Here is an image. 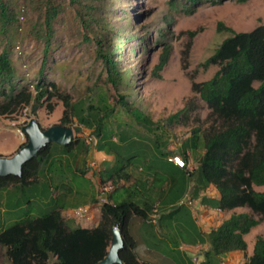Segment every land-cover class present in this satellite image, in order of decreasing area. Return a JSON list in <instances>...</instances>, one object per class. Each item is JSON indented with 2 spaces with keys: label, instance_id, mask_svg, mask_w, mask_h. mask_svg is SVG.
Returning <instances> with one entry per match:
<instances>
[{
  "label": "rangeland",
  "instance_id": "374dc122",
  "mask_svg": "<svg viewBox=\"0 0 264 264\" xmlns=\"http://www.w3.org/2000/svg\"><path fill=\"white\" fill-rule=\"evenodd\" d=\"M16 1L13 0L14 3ZM22 1L19 0V3ZM179 1L183 4L182 0ZM95 3L102 4L99 14L108 22V30L100 32L101 36L104 33L107 35L100 42L91 38L92 33L81 26L74 7L67 3H64L65 9L54 24L55 32L46 57L44 42L32 29L40 10L26 8L24 17L19 16L7 30L0 31V51L5 46L9 49L15 70L14 79L19 87L27 86L34 91L33 85L44 79L45 82H54L58 91L68 93L71 101L81 106L100 101L114 107L112 115L105 120L104 133L100 137L93 134L92 128L79 124L74 116L71 117L66 126L73 129V139L76 137L78 140L68 150L65 145L49 143L45 153L37 156L39 168L33 183L13 189L0 188V230L16 220L51 212L55 204L63 202V198L55 196V192L59 187L58 180L67 174L65 167L84 166L87 154L95 147L103 146L105 152L113 156L109 172L121 167L120 173L134 177L135 171H141L138 169L141 166L155 167L161 171L162 175L158 176L162 179L165 175L174 179L170 191L177 200L168 207L172 212L171 218L155 216L150 222H142V226L135 220L127 219L131 234L137 240L138 252L152 260L153 264H196L195 258L202 255H192L187 249L202 234L189 216L191 203H188L187 196L183 194L178 198L176 195L190 182V178L182 168L173 170L170 164L163 161L160 153L154 151V145L158 143L157 148L163 149V159L168 162H171L168 157L172 154L186 150L189 171L197 170L198 159L204 151L202 133L211 120L208 119L209 109L205 102L191 90V82L210 78L218 68L217 65L201 66L229 35L224 30H218V23L238 32L250 31L264 24V0L202 1L194 5L190 12H185L179 4L172 7L169 0H97ZM122 33L132 38L124 41L126 37L120 39ZM164 42L170 46L167 62L157 75L153 73V67L158 62ZM116 43L121 78L115 85L99 52L101 49L106 52L108 46L112 48ZM121 95L127 102L124 106L119 102ZM47 104H51L50 110ZM184 106L187 110L176 120L168 119ZM128 107L137 108L147 115L154 122L152 129L148 131L141 126L134 117V111ZM62 110L61 100L53 96L43 100L35 114L31 113L30 105H21L11 113L0 115V155L8 156L27 140L26 135L22 141L16 134L17 126L31 117H35L42 128L60 124ZM194 128L200 130L193 150L189 139ZM154 138L156 143L152 141ZM147 174L144 181L158 180L154 172ZM72 182L82 190L75 202L82 205L90 202L92 190L87 188V181L75 175ZM191 184L192 187L197 186L194 176ZM209 186L200 189L194 196L200 199L199 202H203L204 192ZM72 215L76 217V222H68L72 227L94 224L88 209L83 217L76 216L75 211ZM164 223L168 228L161 226ZM252 234L246 237L250 248ZM149 247L152 251H145ZM0 264H11L2 246Z\"/></svg>",
  "mask_w": 264,
  "mask_h": 264
},
{
  "label": "trees",
  "instance_id": "16d2710c",
  "mask_svg": "<svg viewBox=\"0 0 264 264\" xmlns=\"http://www.w3.org/2000/svg\"><path fill=\"white\" fill-rule=\"evenodd\" d=\"M94 1L97 0H23L22 3L19 0L15 3L13 0H0V31L7 30L19 16L24 17L26 8L40 10L32 29L37 38L43 40L46 57L55 32L54 24L65 9L64 3H67L74 7L81 26L92 33L91 38L100 42L107 35L104 33L101 36L100 32L108 30V22L99 14L102 4H94ZM182 1L183 4L179 0H169V4L172 7L179 4L185 12H190L194 5L202 1L216 3L221 0ZM218 24V30H224L229 35L201 63L203 67L217 65L218 68L210 78L191 82V90L205 102L209 109L208 119L211 120L209 127L202 133L204 151L198 159L197 170L187 172L183 169L190 178L188 183H191L194 176L197 186L189 191L185 185L176 195L180 198L187 191L190 198H193L200 189L212 185L219 192L215 203L218 208L230 210L246 206L250 213H232L217 227L205 233L203 241L209 244L205 251L207 259L199 264H218L221 255L234 250L244 251L246 242L243 235L258 222L264 223V190L253 188L264 185V24H259L250 31L239 32L223 26L221 22ZM123 35H120V39L126 37L124 41L132 38ZM169 47L167 43H163L153 73L158 75L166 64ZM118 48L116 43L112 48L108 46L106 52L102 51L104 49L99 52L107 67L108 76L115 85L118 84L117 79L121 78L117 66L120 60ZM14 78L15 70L10 52L5 46L0 51V115L11 113L21 105H30L31 113L35 114L43 100L57 96L63 104L61 125L66 126L74 116L79 124L92 128L93 134L100 137L104 133L105 120L114 112L113 106L100 101L81 106L80 103L71 101L68 93L58 91L54 82L39 79L33 85L34 91H31L27 86L19 87ZM119 102L123 106L127 104L122 95ZM46 106L49 110L52 108L51 104ZM127 109L134 111V117L141 126L148 131L152 129L154 122L141 110L134 107ZM186 110L184 106L168 119L176 120ZM199 130L194 128L189 139L193 150L199 139ZM77 140L75 137L65 145L66 149ZM152 141L157 142L155 138ZM157 144L154 145V150L163 157L165 152L161 147L157 148ZM47 147L48 144L42 147L38 155L44 154ZM83 149L86 151L87 148ZM180 155L185 160L188 157L186 150L180 151ZM37 156L23 165L19 176L10 174L0 177V188L13 189L33 183L39 168ZM120 171L121 167L109 173L112 182L114 174ZM205 199L203 198V202L208 203ZM150 208L131 200L103 202L99 220L92 227H72L58 210H52L44 215L16 220L0 230V246L6 249L11 264H94L107 254L112 229L117 227L124 246L119 251L121 263L115 264H150L137 257L127 221L130 214L146 219ZM244 264H264V235L256 237L252 253Z\"/></svg>",
  "mask_w": 264,
  "mask_h": 264
},
{
  "label": "crops",
  "instance_id": "0c3cea01",
  "mask_svg": "<svg viewBox=\"0 0 264 264\" xmlns=\"http://www.w3.org/2000/svg\"><path fill=\"white\" fill-rule=\"evenodd\" d=\"M19 138L23 141L21 137ZM99 147H95L87 154V159L84 166L69 165L65 167L67 174L60 177L57 184V186L59 187L55 192V196H61L63 198V202H61L60 204H55V207L52 210H58L68 222H72L73 220H75L74 222H76V217L72 215V212L77 207H85L88 209L89 217L94 221V224L92 226H95L99 220L100 207L103 202L116 203L124 200H131L139 205L151 207L147 212L146 219H141L134 214L129 215V220H135L139 226H142V222H150V219L152 218L155 219L156 217H159L163 219V216H165L166 219L171 218L172 213L170 210H168V207H171L177 200V198H175L170 191V189L174 185L173 177L165 175L162 179L158 176L162 175L159 169L156 170L155 167L144 168L141 166L138 168L141 171H135L136 175L134 177H130L119 172L116 173V175L114 174V181L112 182L109 178V169L113 165L111 163L113 156L109 152H105L103 146L101 148ZM13 153L14 152L10 153L8 156L12 155ZM162 160L170 164L173 170H181L174 163L168 162L167 160L163 159V157ZM149 172H154L156 175V179L158 180H156L155 182L147 180L144 181L145 177L148 175L147 173ZM130 173L131 172H129L128 174ZM73 175H80L82 178H84L88 184L87 188L89 190H92L90 202H87L88 204L90 203V206H84L87 203L82 205L75 202L74 199L78 194H81L82 190L77 186V184H73ZM159 180L160 182H157ZM191 188L192 184L188 183L187 189L190 191ZM253 188L255 190L262 191L264 190V185L253 186ZM114 195H116L115 199ZM184 195H186L187 197L191 196L187 193V191ZM204 197L206 198L205 200H207L208 203H201L199 202V198L193 197L192 199L194 203L188 209L190 218L194 221L195 225L199 228L202 234L199 240L193 241L191 244H189L190 247L187 249L192 255H202L201 258L199 256L195 258L196 264L204 262L207 259L205 251L209 248V244L207 241H203V239L205 238V233H207L210 229L217 227L232 213H250L249 208L246 206H237L230 210H222L218 208L215 203L219 198V192L213 186H209L206 189V191L204 192ZM161 209H163L165 212H162L163 210L161 211ZM155 211L156 213H154ZM168 213L171 214L167 215ZM161 226L164 228H168L167 224L165 223L163 225L161 224ZM128 231L134 241V251L137 257L140 260L147 261L150 264H153L152 260L138 252L137 240L135 236L131 234L129 224ZM252 232L253 234L251 235L250 248L246 237L249 236ZM258 235H264L263 222H258L249 230V232L243 235V238L246 242V249L244 251L234 250L225 253L220 256L218 264H244L247 257L252 253L253 244ZM199 248L203 249L199 250ZM145 251L151 252L152 247L146 248Z\"/></svg>",
  "mask_w": 264,
  "mask_h": 264
},
{
  "label": "water",
  "instance_id": "95a60500",
  "mask_svg": "<svg viewBox=\"0 0 264 264\" xmlns=\"http://www.w3.org/2000/svg\"><path fill=\"white\" fill-rule=\"evenodd\" d=\"M27 140L12 155H0V177L7 175L19 176L25 163L35 158L45 145L55 142L68 145L73 140V129L61 124H53L42 128L35 117H31L22 125ZM124 246L123 237L117 227L112 229V239L107 254L94 264L121 263L119 251Z\"/></svg>",
  "mask_w": 264,
  "mask_h": 264
},
{
  "label": "built area",
  "instance_id": "2783aa9c",
  "mask_svg": "<svg viewBox=\"0 0 264 264\" xmlns=\"http://www.w3.org/2000/svg\"><path fill=\"white\" fill-rule=\"evenodd\" d=\"M23 125V124H22ZM22 125L20 126H17L15 128V132L16 134H18L22 139H24V136H25V133L24 131L22 130ZM168 159L174 163L177 167L179 168H182L184 169L185 171L187 172H190L189 171V167H188V163L186 162V160L178 153H174L172 154L170 157H168ZM187 201L188 203H191V205H193L194 201L192 198L190 197H187ZM86 208H83V207H78L76 209H74L75 211V215L78 216V217H82L83 214L86 212Z\"/></svg>",
  "mask_w": 264,
  "mask_h": 264
}]
</instances>
